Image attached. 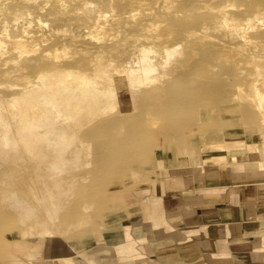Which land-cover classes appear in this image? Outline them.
Segmentation results:
<instances>
[{
  "label": "bare ground",
  "instance_id": "1",
  "mask_svg": "<svg viewBox=\"0 0 264 264\" xmlns=\"http://www.w3.org/2000/svg\"><path fill=\"white\" fill-rule=\"evenodd\" d=\"M234 104L264 130V0H0V241L45 237L52 258L31 264H75L72 238L97 231L96 202L113 216L100 193L144 165L153 128L185 147Z\"/></svg>",
  "mask_w": 264,
  "mask_h": 264
},
{
  "label": "crops",
  "instance_id": "2",
  "mask_svg": "<svg viewBox=\"0 0 264 264\" xmlns=\"http://www.w3.org/2000/svg\"><path fill=\"white\" fill-rule=\"evenodd\" d=\"M201 135L198 130L197 139ZM197 139L187 138L184 150L177 144L175 151L160 140L144 165L136 163L138 170L121 179L125 202L110 223L122 242L133 239L139 254L120 256L104 240L106 251L94 252L96 240H90L85 248L77 245L75 264H264V145L231 159L225 151L201 148ZM47 250L17 254L26 262L51 259Z\"/></svg>",
  "mask_w": 264,
  "mask_h": 264
},
{
  "label": "rangeland",
  "instance_id": "3",
  "mask_svg": "<svg viewBox=\"0 0 264 264\" xmlns=\"http://www.w3.org/2000/svg\"><path fill=\"white\" fill-rule=\"evenodd\" d=\"M220 116L227 119L225 122L226 128H224L222 130V126H221L220 122L218 121V118H212V119L211 118H207V119L205 118L206 121H204V123L202 122L203 124L202 123H201V125L197 124V126L192 125V127L190 128V131H188L185 134V140L188 138L190 141L191 139L198 137L197 132H198V130H200V132L202 133L201 136L203 137L201 140L203 142V144L201 143V148L202 147H213L216 149V151H221V152L225 151V152L231 154L232 157L234 156L235 158H237L239 152L242 150H245V149L246 150L248 149L251 151L255 150V148H257L256 147L257 143H259V145H261V142H262V144L264 145V130H260V133H257V132L254 133L251 128L247 129L246 126L243 124V121L240 118V111H239L238 104L232 105L230 110L224 111V113H221ZM251 119L253 120L254 123H256V120L253 117ZM206 130L207 131L214 130V131H217L219 133H221V130H222L223 135L226 136V141L224 140L223 143L222 142L206 143L205 141H208V134H207ZM153 131H154V134L157 135V138L155 140V143H153L154 146H153L152 150L154 148H159L160 140H161V142H162V140L164 142L167 141L166 143H168V145H170L171 148L174 149V151L177 149V147H176L177 144L183 150L186 147V146L185 147L182 146L184 144L182 139L174 140V142L173 141L168 142V140L165 137L160 136V134L156 128H153ZM235 132H237V134L236 135L234 134V135L237 136L238 138L237 137L234 138L235 136L234 137L232 136L233 135L232 133H235ZM229 134H232V135H229ZM165 139H166V141H165ZM178 140H180V142ZM219 143H222V144H219ZM248 143L250 144V148L247 147V145H246ZM258 149H259V147H258ZM148 153L149 152H146L144 154V157ZM128 154H129V152L127 151L124 155L127 156ZM114 156L116 157V155H114ZM128 156H130V155H128ZM135 167L136 166H134V165H130L128 172L132 171L131 168L133 169L134 172H135V170H138ZM131 176H132V174H131ZM124 188H125V186L123 188H119V189L102 190L100 193V196H102L104 199H105V197L111 196L110 198L113 200V199H116L115 197L118 195L120 198L119 199L120 202L118 205H120L123 201L125 202V199H123L121 197V193L124 192L125 190H127L128 188L127 189H124ZM107 201L108 200H106L107 207H103V206L101 207V205L98 202H96V204H94V208H92L90 210V213L92 216L90 217L89 220H92V221H89L90 223H87L85 225V230L88 228H90L91 230L92 229L94 230L95 228H97V231L96 232L93 231V233L88 235V236L84 235L82 238L81 237L80 238L79 237L72 238V241H73L72 244L76 249H78L77 247H79V246H80V248H85L89 244L90 240H96L95 241L96 247H97V245H100V247H101L102 240H104L106 242L116 243V244L118 243L117 241H115V239H113L111 241V238H109L107 236L108 233H110V232L111 233L112 232L117 233V234H119V236L121 235L120 229L115 227L117 224L109 223V222H112L111 220L112 219L114 220V218L107 215V213L110 212L111 208H112V206ZM105 220H107L108 223L105 222ZM3 239L0 241V264H31L30 261H28V263H27L25 260L21 259V257L24 254H17V252H24V253H27L29 255V253H31V252H37L38 250H42V249L46 250V247L48 245V241H46L48 238H45V237H38L37 239L31 240V239H23L18 235H13V236L10 235V236L4 237ZM16 240H18V241H16ZM77 245H79V246H77ZM36 246H37V248H33ZM96 247L94 248V252L97 249ZM2 249H3V252H2ZM27 254H25V257ZM18 256H19V259H17ZM53 264H55V263H53Z\"/></svg>",
  "mask_w": 264,
  "mask_h": 264
}]
</instances>
